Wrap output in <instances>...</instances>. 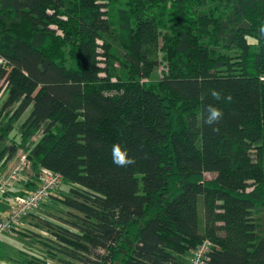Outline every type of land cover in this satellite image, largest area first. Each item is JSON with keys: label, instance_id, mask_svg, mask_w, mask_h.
Masks as SVG:
<instances>
[{"label": "trees", "instance_id": "obj_1", "mask_svg": "<svg viewBox=\"0 0 264 264\" xmlns=\"http://www.w3.org/2000/svg\"><path fill=\"white\" fill-rule=\"evenodd\" d=\"M105 2L0 0V161L22 150L26 187L47 169L67 189L16 229L44 257L14 261L189 264L208 241L205 264H264V0H127L122 40ZM208 104L223 110L218 132ZM117 142L135 164H113ZM10 189L0 198L31 192ZM49 204L65 217H42Z\"/></svg>", "mask_w": 264, "mask_h": 264}, {"label": "rangeland", "instance_id": "obj_2", "mask_svg": "<svg viewBox=\"0 0 264 264\" xmlns=\"http://www.w3.org/2000/svg\"><path fill=\"white\" fill-rule=\"evenodd\" d=\"M106 1L104 4V11L106 13V16L109 18L110 22H111V26H112V33L113 35L118 36L121 40L124 39L125 35L121 32L120 29V24L124 22V13H123V9H125L126 7V1L127 0H104ZM172 4L169 3L166 5L165 7V11H162V15L160 16V18H162L163 23H165V27H168L167 30H169V28L173 25V22L170 20L171 18H175L176 17V13L175 11L172 12ZM162 27L164 28V26L162 25ZM166 30V31H167ZM246 41L248 44H256L255 40L253 38L247 37ZM233 50V49H232ZM232 51L230 53V55H233ZM250 58V57H249ZM159 59L161 60L159 66L157 67L156 71L153 74L152 79H157L163 69H164V62L162 61V56H159ZM251 60V58H250ZM249 60V61H250ZM4 98V95L1 96L0 93V124L1 122H3L2 124H6V122L8 121V118L4 116V114L1 113V106H2V100ZM24 116L16 123H14L13 126V131L9 134V138L12 137V135H14V140L18 141V136H19V128L21 126L22 121L24 120ZM38 138V135H36V137L32 138L31 142L36 141ZM30 142V143H31ZM25 154L24 151L20 150L18 152V156L15 159V162L13 163L10 172L17 167L18 162L20 157ZM1 168V167H0ZM31 173H33V170L29 169H25L22 172V177L27 174L31 175ZM18 188V190L23 191V186L22 185H17L16 186ZM60 191L63 193L67 192L66 186L61 184L60 185ZM8 190V189H7ZM5 193H8V191H5ZM12 204V200L11 197L7 198V200L4 202L1 198H0V221H2L5 217H6V213L9 212V208L10 205ZM65 212L66 209L62 208L61 206L57 205V204H49L47 206H45L42 210H41V215L44 218H48L46 217L47 213H51L54 214L55 216H60V217H65ZM31 225V224H30ZM29 223L26 221L22 227L18 228L19 230H22L24 228H28ZM31 230H34L35 232L41 234L42 236H51L50 234H48V232L44 231V230H40V229H36L32 226ZM26 228V229H27ZM16 230L9 233H0V243L2 244V246H4V248H9L7 249V251H5V254L3 253V256L0 257V264H18L14 261L13 258H18V252L20 251H26L29 253H33L37 256H42V252L43 249L40 246L39 243L36 242H31L30 240H28L25 237H22L20 235L15 234ZM2 258V259H1Z\"/></svg>", "mask_w": 264, "mask_h": 264}, {"label": "built area", "instance_id": "obj_3", "mask_svg": "<svg viewBox=\"0 0 264 264\" xmlns=\"http://www.w3.org/2000/svg\"><path fill=\"white\" fill-rule=\"evenodd\" d=\"M4 60L0 57V65ZM29 169L26 156L23 154L16 168L5 177H0V195L12 188L20 178L22 172ZM39 185L25 196L14 197L7 216L0 221V233H11L22 227L24 220L33 213H36L49 194L61 185V177L47 169L39 172ZM8 189V190H7ZM210 247L208 241H204L193 253L189 264H205L204 257Z\"/></svg>", "mask_w": 264, "mask_h": 264}, {"label": "clouds", "instance_id": "obj_4", "mask_svg": "<svg viewBox=\"0 0 264 264\" xmlns=\"http://www.w3.org/2000/svg\"><path fill=\"white\" fill-rule=\"evenodd\" d=\"M210 95L214 101H220L221 99H224L221 92L215 89L210 91ZM226 99L230 102L231 96H228ZM204 111L206 112V116L204 117L203 122L212 127L213 132H218V125L224 117L223 110L215 104H208ZM111 156L113 164L117 167L127 168L136 163L135 158L130 157L126 148H123L119 142L112 145Z\"/></svg>", "mask_w": 264, "mask_h": 264}, {"label": "crops", "instance_id": "obj_5", "mask_svg": "<svg viewBox=\"0 0 264 264\" xmlns=\"http://www.w3.org/2000/svg\"><path fill=\"white\" fill-rule=\"evenodd\" d=\"M7 144V142H4L3 143V145H6ZM1 151V150H0ZM3 162H4V160H1L0 161V177H5L9 172H10V169H11V167H12V165H13V163L15 162V160H13V161H11V162H9V163H7L6 165H3ZM29 177H30V175L29 174H27L26 176L24 175L22 178H20L17 182H16V186L17 185H22L23 186V191H25V192H30L34 187H37L38 185H39V182L38 181H35L36 183L34 184V185H32V186H30V187H26L25 186V182H27V180L29 179ZM11 191H13V192H20V190H18V188L17 187H14L13 189H10ZM22 190V189H21ZM7 198H9V197H6V199L5 198H3L2 200L5 202L6 200H7ZM7 214H8V212L6 213V216H7Z\"/></svg>", "mask_w": 264, "mask_h": 264}]
</instances>
